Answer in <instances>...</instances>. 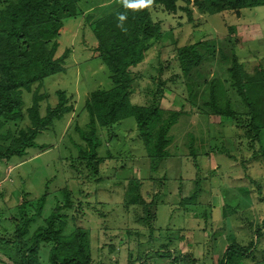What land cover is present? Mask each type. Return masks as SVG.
<instances>
[{
  "label": "rangeland",
  "instance_id": "obj_1",
  "mask_svg": "<svg viewBox=\"0 0 264 264\" xmlns=\"http://www.w3.org/2000/svg\"><path fill=\"white\" fill-rule=\"evenodd\" d=\"M197 1L178 0L177 12L160 5L151 9L163 35L152 43L145 60L130 69L133 103L151 104L162 83L164 94L156 98L160 107L182 110L169 132V155L161 160L148 155L134 117L112 126L96 125L99 173L94 177L78 159L79 149L89 148L79 129L90 130V92L113 85L107 66L93 57L94 24L125 3L79 1V14L65 18L58 36L57 54L69 50L65 70L47 77L39 90L45 95L41 115L57 105L59 90L66 92L72 110L38 134L36 142L45 149L30 148L26 156L0 164V238L13 239L23 217L33 216L24 237L30 239L60 205L64 234L77 227L88 232L91 264H212V254L222 252L227 236H238L242 229L240 238L248 242L258 227L262 235L245 264H264V167L260 157L252 155L264 147V129L260 141L249 147L247 106L229 80L233 52L248 72L264 70V6L211 15L201 13ZM5 6L0 2V9ZM189 43H200L198 49L206 53L190 76L183 73L177 53ZM211 91L221 108L229 103L239 115L241 128L233 118L212 112ZM24 101L23 119L0 133L31 126L27 108L32 95L25 93ZM131 179L138 180L140 188H133L145 202L154 201V225L140 219L145 214L138 205L123 202ZM67 195L73 208L64 206ZM183 254L193 259L185 261ZM48 255L49 245L42 244L40 264H50ZM15 260L16 249L0 242V264Z\"/></svg>",
  "mask_w": 264,
  "mask_h": 264
},
{
  "label": "trees",
  "instance_id": "obj_2",
  "mask_svg": "<svg viewBox=\"0 0 264 264\" xmlns=\"http://www.w3.org/2000/svg\"><path fill=\"white\" fill-rule=\"evenodd\" d=\"M79 1L81 0H0L6 4L0 9V129L23 119L24 94L32 95V103L27 108L31 126L20 128L15 133L10 130L5 134L0 133V164L7 163L13 157L26 156L30 148L45 149L47 146L38 145L36 142L38 134L72 110V106L67 104L66 92L59 90L57 105L49 106L46 114L41 115L40 102L45 95L39 90L47 77L65 70L64 62L69 50L65 49L60 55L57 54L60 44L58 36L64 28L65 18L79 14ZM177 1L152 0L149 6L141 8L126 7L123 4L115 11L97 19L94 24L96 45L93 57L99 58L107 66L113 85L108 89L97 88L90 92L86 100L90 130L86 132L79 129L89 148H80L78 159L89 168L93 177L99 173L96 152L100 141L96 137V125L112 126L128 117H134L148 155L157 160L169 155V132L182 110L160 107L156 98L164 94L162 83L158 84L157 92L154 91L151 104L133 103V77L130 69L145 60L152 43L163 35V26L161 22L153 21L151 9L160 5L165 11L177 12ZM196 5L201 13L212 15L226 10L239 11L242 8L264 6V0H198ZM121 16L125 17L123 21ZM199 44L189 43L178 48V60L185 75L190 76L192 70L201 63L203 55H206L198 49ZM229 80L247 106L244 115L248 120L244 124L247 130L245 137L249 141V147H253L260 141V133L264 129V70L248 72L233 52ZM35 83L37 87L33 89ZM194 96L196 97L197 93ZM208 103L212 106L213 113L233 118L236 126H242L239 122L241 118L229 103L225 108H221L217 104V96L212 91ZM253 154L260 157L264 167V147L255 150ZM137 182L138 180H129L123 202L127 206L138 205L136 207H140L145 214L140 219L154 225V201H144L139 191L134 189L140 188ZM64 190L70 194L68 190ZM67 197L64 206L73 208V201L68 195ZM44 201L45 196L38 202V214L42 212ZM63 208L60 205L55 207L46 219V226L36 231L30 239L24 237L33 216L23 217L21 224L15 229L13 239L0 238L1 243L16 249L19 260H15V264H40L38 253L42 244L49 245L50 264H91L88 232L77 227L70 234H64L66 221L61 212ZM238 228L236 227V231ZM240 230L238 236L231 233L226 237L222 252L220 253V250L212 254V264H245V261L253 256L262 229L258 227L254 230V235L252 234L248 242L240 238ZM189 255L183 254L181 258L186 259L185 261L193 259Z\"/></svg>",
  "mask_w": 264,
  "mask_h": 264
},
{
  "label": "clouds",
  "instance_id": "obj_3",
  "mask_svg": "<svg viewBox=\"0 0 264 264\" xmlns=\"http://www.w3.org/2000/svg\"><path fill=\"white\" fill-rule=\"evenodd\" d=\"M125 6L126 7H131V8H141V7H146L149 6L152 3V0H124ZM121 21L125 19L124 16L120 17Z\"/></svg>",
  "mask_w": 264,
  "mask_h": 264
}]
</instances>
